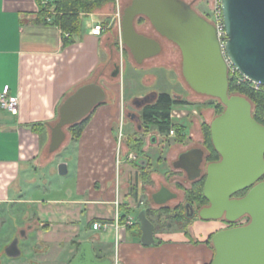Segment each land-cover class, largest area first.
<instances>
[{"label":"crops","instance_id":"1","mask_svg":"<svg viewBox=\"0 0 264 264\" xmlns=\"http://www.w3.org/2000/svg\"><path fill=\"white\" fill-rule=\"evenodd\" d=\"M41 9L38 0H0V92L8 85L11 94L19 98L16 112L0 107V264H70L86 241L93 243L99 258L111 257L113 264H210L214 256L211 236L222 229L221 221L196 217L183 229L163 231L155 225L156 241L145 245L141 240L138 216L132 214V211L147 209L146 204H156L153 194L166 183L164 175L168 168H164V163L170 166L180 152L202 146L203 136L195 137L191 127L197 108L188 109L190 105L184 103L174 106L175 112H183L180 116L183 119L175 121L173 118V122L183 126L184 130L183 139L177 140L171 150L161 142L163 135L154 126L148 134L139 136L140 120H127V113L133 111L140 115V112L125 107L126 96L120 85L128 62L125 56L117 60L118 49H123L121 21L114 26L104 19L110 14L91 13L85 16L95 18L91 25L86 28L83 19L81 34L72 36V42H66L67 34L59 25L46 21ZM98 21L104 22L105 30L101 35H94L91 28ZM148 36L159 40L154 35ZM112 61L115 64L111 76L119 78L118 83L109 85L111 93L103 86L107 91L106 101L93 110L81 137L73 141L70 148L69 144L63 149L65 159L49 158L45 152L51 139L49 124L59 116L61 104L85 83L98 81L102 84L105 69ZM149 65L147 68H154L160 67L161 63L153 61ZM155 80L152 77L149 81L152 84ZM151 92L167 91L146 89L130 96L131 104L135 97ZM173 96L180 98L178 94ZM122 121L127 141L122 152L125 155L131 151L137 153L132 143L130 145V139L135 138L141 140L144 154L137 153L139 159L135 162L122 159L118 164ZM34 124H41L39 131L34 130ZM174 147L178 148L177 155L171 161L169 156ZM55 158L59 159L56 161ZM71 160H74V189L68 190L71 197H30L22 186V180L26 183L34 181L28 175L33 174L32 169L36 166L49 165L53 170L55 162L56 168L66 163L69 173ZM173 170L182 171L176 167ZM22 172H26V179ZM144 172H148L149 183ZM180 177V173L174 174L173 183L177 184ZM167 187L177 193L176 187ZM117 199L119 207L115 202ZM124 203L129 205L127 218H133V224L117 229V217L125 214L121 210ZM108 205L113 207L112 214H109ZM83 207L87 209L88 217L85 230L78 223ZM20 208L25 209L28 225H20L17 220L22 213L19 214ZM10 218L11 221L4 222ZM31 218L41 219L47 225L40 229L37 222L29 221ZM149 219L155 224L154 216ZM94 222L110 226L93 229ZM18 232L24 239L22 243ZM15 239L19 240L21 253L9 256L7 248ZM23 254L25 259H21Z\"/></svg>","mask_w":264,"mask_h":264},{"label":"water","instance_id":"2","mask_svg":"<svg viewBox=\"0 0 264 264\" xmlns=\"http://www.w3.org/2000/svg\"><path fill=\"white\" fill-rule=\"evenodd\" d=\"M222 11L228 57L243 75L264 85V0H222ZM137 17H146L160 35L179 46L182 74L189 87L224 105V111L210 125L212 143L221 159L207 165L203 195L210 205L200 209L199 217L205 221L225 218L233 223L247 215L250 220L213 234L212 264H264V124L253 116L249 98L230 93L228 65L214 25L185 0H132L122 15L120 42L137 64L162 52L159 40L137 30ZM157 95L137 96L132 105L140 110ZM106 99L107 91L98 81L85 83L67 96L57 122L49 124L50 152L61 148L70 126L87 118ZM135 116L141 120L134 112ZM204 153L202 148L185 151L174 167L196 180L202 176ZM59 172L68 173L66 163L59 165ZM177 197L178 193L166 185L153 194L158 205ZM138 220L142 243H155V224L146 208ZM18 242L15 239L7 248L9 256L20 255ZM70 264H113V259L99 258L93 243L86 241Z\"/></svg>","mask_w":264,"mask_h":264},{"label":"rangeland","instance_id":"3","mask_svg":"<svg viewBox=\"0 0 264 264\" xmlns=\"http://www.w3.org/2000/svg\"><path fill=\"white\" fill-rule=\"evenodd\" d=\"M131 1L132 0L109 1L106 4H104L103 6H101L100 8H98L97 10H95L93 13H105L107 15L110 14L108 16L106 15L107 17H105L104 19L107 20L108 23H112L115 26V25L119 24V22L121 21L124 9H125V7H127L131 3ZM187 1H189V2L193 1L194 8L196 9V11L198 13L204 15L206 18L210 14V12H211L210 9L213 6V2H214V0H187ZM93 19H95V18L93 17ZM93 19H92V17H88V18L85 17L84 18V26L86 28L89 27L91 25ZM136 27H137L138 31L139 30L144 31L142 33H145L146 35H154L155 37H157L162 42L163 47H162V52L159 55H157V57H155L154 59H151L149 61H145L141 65H139L135 62L130 50L127 47H125L123 45L122 50H121V48L118 49V59L117 60H120L123 58L122 56H125L124 57L125 61H128L126 63L125 72H123L122 79L120 82L122 93H123V95L126 96L125 100H124L125 101V107L129 110H134L135 108L131 104V99H132L131 97L134 96L135 93H138L141 91L143 92L146 89L152 88L153 90H156V91H167V92L171 93L172 95L178 94V97H180L179 99H185V100L189 101V103H187L188 105H190L188 109L192 110V108H197L196 109L197 113L195 112L194 115L192 114L193 115V124L191 127L193 128V134L195 137L201 135L205 139V133H204V129H203L204 125L205 124L210 125L211 122L213 121V119L224 111V110H222L221 113H218V110H216V109H218V108H216V105L218 104L219 100L216 98H213V97L206 96V95L198 94L189 87V85L185 81L184 76L182 74V61H183V59H182L181 50L177 44L166 39L165 37H162L155 30V28L153 27L151 22L146 17H137ZM117 28H115L114 30H117ZM123 51L125 53H123ZM119 57H120V59H119ZM153 61H159L161 63V66L160 67H154V68L153 67L147 68L150 66L149 64H151ZM114 64L115 63L112 61V63L109 64L108 68L105 69V78H103V81L101 82L105 88H108L109 85L111 86L112 83L113 84L118 83L119 78H113L111 76V72L114 69ZM152 77H155L156 80L154 83L151 84L149 80ZM108 90H109V88H108ZM109 92H110V90H109ZM182 94L185 96H182ZM177 115H179V116H177ZM180 116L181 117L183 116V112L176 114L174 120L175 121H179L180 119L182 120L183 118H181ZM57 120H58V116L55 119V121L53 122V124H55L57 122ZM69 128L67 129V138L58 151H56L54 153H50L49 152V145H46V151L45 152L49 158L59 156L60 158L63 157L65 159L66 155H65V152L63 151V149L66 146H68L69 144H70L69 145V148H70L71 144H73L72 142L75 141L73 139V135H72L71 131L69 130ZM199 128H201V129H199ZM174 136L175 135H171V136L170 135L169 136L164 135L163 139L161 141L162 143H165L168 146L167 148L169 150H171L172 147L176 145V141L178 140V138H180V137H178V133L176 134V137H174ZM198 139L199 138H197V140ZM196 142H198V141H196ZM125 143H127V141H125V137H124L122 139V146H124ZM131 143H130V145H131ZM132 147H134L133 143H132ZM212 147H213V144L211 142V144L209 143V148L205 151H207V152L209 150L212 151L213 150ZM177 149L178 148H175V147L173 148L172 155L169 156L171 161L176 157ZM136 151L139 155L144 154L142 151H140L138 149ZM167 153L168 152H165L166 155H167ZM124 157H125V154L122 152V159H124ZM58 159L59 158H55L56 161ZM163 160H164V157H163ZM126 161H128V160H126ZM56 163L57 162L54 163L55 168H53V170L51 169L52 167H50L49 165L46 167H42V166L37 167L36 166L34 169H32L33 174L28 175V177L34 178L33 179L34 181H32V183H26L24 180H22L21 184L23 187L25 186L24 188L26 189V192L28 193V195H30V197H40V198L71 197L70 191H68V190L73 191V189H74V160L70 161L69 173H67L65 175L60 174L59 167L56 168ZM117 163L119 164L118 160H117ZM163 166L165 169H166V167L168 168L167 175H164L165 176L164 180L166 182L165 185L176 187L175 189L178 193V198L169 201L165 205H156L154 203L150 204V206H153L156 209H161L163 207L169 208V211H162L161 212V215H160L161 219H158V217L154 215L155 225L156 226L163 225L162 228L160 229V231L168 230L171 228L172 229H183V228L187 227L188 225H190L189 224L190 221H188V220L186 221L184 219L181 222H177L175 220H172L171 216L176 214V210H175L176 205H178V203H180L181 201L185 202L189 198L186 191L191 188L192 184L190 181H188L186 179L183 171H174L173 170L174 167L172 165L167 166V165H165V163ZM160 168L162 169V166ZM25 173L26 172H22L23 179H26ZM179 173L181 175V177L179 178L180 181L177 184H175V183H173L172 176L174 174H179ZM149 182L150 181L148 179V183ZM159 185H160L159 183H156V186L159 187ZM146 205H149V204H146ZM5 208L8 209V207H5ZM107 208H108L109 214L110 213L112 214L113 213V207L110 208V206L108 205ZM22 209L23 208L19 209V211H20L19 214L21 212L22 213L20 214V217L17 220H18L20 225H22V224L28 225L27 220L24 217L25 212H23L25 209H23V210ZM82 211H83V215H82V213H80L81 216H79L80 220L78 223H79V227L82 230H85V228L88 227V223L86 222L87 221L86 219L88 218L87 217V209H85L83 207ZM179 211H182V210H179ZM139 212H140V210L139 211L135 210V211H132V214H133V216L137 217ZM9 221H11V218L10 219H4L5 223L9 222ZM29 221L30 222H37L38 227L40 226L39 227L40 229H43L41 227H45L47 225V223H45V221H43L41 219H37V218H31ZM240 223L246 224L247 222L245 220H242V221H240ZM100 232L103 233L104 231H100ZM17 236L19 237V239L22 243L24 239H23L21 233L18 232ZM29 236L32 237L33 234L30 233ZM25 257H26L25 254H23L21 259H25ZM5 259L10 260L7 256H5Z\"/></svg>","mask_w":264,"mask_h":264},{"label":"trees","instance_id":"4","mask_svg":"<svg viewBox=\"0 0 264 264\" xmlns=\"http://www.w3.org/2000/svg\"><path fill=\"white\" fill-rule=\"evenodd\" d=\"M43 1L44 0H38L42 8L41 9L42 17L45 19V17L48 15L52 16L53 17L52 22L54 24L59 25L65 33L69 34L68 36H65V41L72 42L73 41L72 36L74 35L78 36L81 34L84 17L93 13L95 10H97L107 2L114 0H53V2L49 3V5L45 7L42 5ZM230 93L241 94L249 98L254 108L253 116L259 122L264 124V90L255 89L249 82L238 85L233 80L230 79ZM180 103H189V102L184 99H179L173 96L171 93L161 92L158 93L156 99L152 103L147 104L141 110L140 115L146 126H154L161 133L169 134L170 130L175 128L178 133V137H180L178 138V140L181 141L183 139L182 132L184 130V127L181 125L176 126L171 116L174 106ZM216 108H218L216 109L218 110V113H221L222 110H224V105L219 101L218 104L216 105ZM90 115L81 122L69 128V130L73 135L74 140H78L81 137ZM39 125L41 126V124L33 125L35 131H39L38 128ZM203 129L207 143L211 144L212 138H211L210 125L205 124ZM131 142L133 143L134 148L142 151L141 140H136L135 138H131L130 143ZM214 157L217 158V155H215ZM143 176L146 179H148L149 178L148 172H144ZM204 183L205 180L203 179L192 184L191 188L186 191L189 196V199L191 198V199L205 200V197L203 195ZM146 206H147V215L149 216V218L155 215L158 217V219H161L160 217L161 212L169 211L168 207L156 209L150 205H146ZM121 210L125 214L121 216L120 221L122 223H125L127 220V215L130 213L129 205L127 203H124L121 207ZM175 210H176V214L171 216L172 220H175L177 222H181L184 219L186 221L187 220L190 221V219H187L183 213L184 212L183 205L177 206ZM162 226L163 225L156 226V229H161ZM211 245L215 253V248L212 242V236H211ZM210 264H212V262Z\"/></svg>","mask_w":264,"mask_h":264},{"label":"built area","instance_id":"5","mask_svg":"<svg viewBox=\"0 0 264 264\" xmlns=\"http://www.w3.org/2000/svg\"><path fill=\"white\" fill-rule=\"evenodd\" d=\"M53 2V0H44L42 2V5L45 7L47 5H49V3ZM211 12L210 14L207 16L208 20L214 25L215 29H216V34H217V38L218 41L220 43L221 46V50H222V54L227 62L228 65V73H229V78L231 80H233L236 84L240 85L246 82L251 83V85L258 90H264V85H261L259 83H256L252 80H250L248 77H246L245 75H243L233 64V62L231 61V59L228 57L227 53H226V42L228 39L227 33H226V29H225V25H224V19H223V11H222V0H214L213 2V6L211 7ZM46 21L48 22H52L53 21V17L48 15L45 17ZM105 30V26H104V22H96L94 23L93 27L91 28V33L94 35H101L103 33V31ZM67 34V33H66ZM69 34H67L68 36ZM0 107L4 110L10 111V112H16L19 108V98L17 96H14L11 94L10 92V87L7 85L4 87V89L0 92ZM176 114H178L177 112H175L174 110H172V119H175ZM179 116V115H177ZM124 122H121V126H120V130H119V139H118V162L120 163L122 160V139L125 137V133H124V127H123ZM176 133V129L173 128L170 130V135H175ZM139 159V155L136 152H128L125 157L124 160H128V161H137ZM116 205L117 207L120 206V202L117 199L116 201ZM133 224V218L129 217L127 218L125 223H122L120 221V216L117 217L116 222H115V226L117 229H119L120 227L124 226H130ZM110 226V224L108 223H102V222H94L92 227L93 229H100V228H104L107 229Z\"/></svg>","mask_w":264,"mask_h":264},{"label":"flooded vegetation","instance_id":"6","mask_svg":"<svg viewBox=\"0 0 264 264\" xmlns=\"http://www.w3.org/2000/svg\"><path fill=\"white\" fill-rule=\"evenodd\" d=\"M188 3H190L191 5H192V7L194 8V3H193V1H191V2H188ZM196 10V9H195ZM188 101V100H187ZM189 102V101H188ZM184 104H187V103H184ZM188 105V104H187ZM135 108V107H134ZM136 109V108H135ZM143 109V108H142ZM142 109H140L139 110V112L141 113V110ZM136 110H138V109H136ZM133 114H134V112L133 111H128V113H127V120H136L137 121V116H135V117H133ZM137 115H139L138 113H137ZM139 116H141V115H139ZM140 122V127H141V130H140V133H139V136H140V134H144V135H146V134H148L149 133V131H150V128H151V126H146L145 124H144V122H143V120H142V117H141V120L139 121ZM139 125V124H138ZM211 125V124H210ZM157 131L161 134V135H165V136H169L170 135V133L168 134H166V133H161L158 129H157ZM175 134H177V133H175ZM171 136V135H170ZM193 148H202L203 150H204V161H203V163H202V168H203V170H202V176L200 177V178H198V179H196V180H190L189 179V176H188V174L184 171V170H182L183 172H184V176L186 177V179L188 180V181H190L191 182V184H193V183H195V182H197V181H200V180H206V178H207V175H206V169H207V165L209 164V163H211V162H215V161H219L220 159H221V157H220V154L215 150V148H214V146L212 147L213 148V150L212 151H205V150H207L208 148H209V144L207 143V141L204 139V142L202 143V146H195V147H191V148H189V149H187V150H185V151H188V150H190V149H193ZM185 151H182V152H180L179 154H178V156H177V158L172 162V165L174 166V163L176 162V161H178V159H179V156L182 154V153H184ZM215 155H217V158H215L214 156ZM205 184V183H204ZM192 186V185H191ZM162 187V185L160 186V188ZM159 188V189H160ZM247 191H245V192H242V193H240V194H238L236 197H241V196H243L245 193H246ZM178 198V197H177ZM174 200V199H173ZM179 205H183V213H184V215H185V217L187 218V219H193V218H196V217H199V211H200V209L201 208H203V207H206V206H209L210 205V203H209V201L205 198V200H198V199H187L185 202H183V201H181L180 203H178V205H176V207L177 206H179ZM187 206H188V208H187ZM242 220H245L246 222H249V220H250V217L249 216H243L241 219H239L238 221H236V222H229V221H227L225 218H223V219H220V220H216V221H221L222 222V224H223V227H222V229H225V228H229V227H233V226H237V225H241L242 223H240V221H242ZM245 223V222H244ZM221 230V229H220Z\"/></svg>","mask_w":264,"mask_h":264}]
</instances>
